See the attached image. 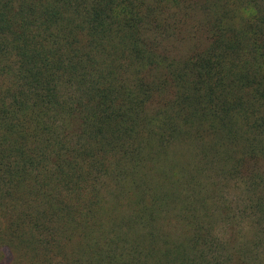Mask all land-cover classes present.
Segmentation results:
<instances>
[{"label":"trees","instance_id":"1","mask_svg":"<svg viewBox=\"0 0 264 264\" xmlns=\"http://www.w3.org/2000/svg\"><path fill=\"white\" fill-rule=\"evenodd\" d=\"M11 264H264V0H0Z\"/></svg>","mask_w":264,"mask_h":264},{"label":"rangeland","instance_id":"2","mask_svg":"<svg viewBox=\"0 0 264 264\" xmlns=\"http://www.w3.org/2000/svg\"><path fill=\"white\" fill-rule=\"evenodd\" d=\"M12 252L6 245H0V264H11Z\"/></svg>","mask_w":264,"mask_h":264}]
</instances>
